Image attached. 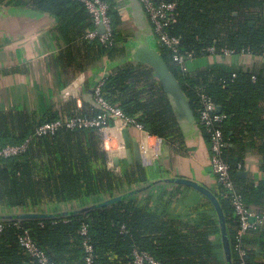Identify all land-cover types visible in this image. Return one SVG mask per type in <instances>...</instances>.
<instances>
[{
	"label": "trees",
	"instance_id": "obj_1",
	"mask_svg": "<svg viewBox=\"0 0 264 264\" xmlns=\"http://www.w3.org/2000/svg\"><path fill=\"white\" fill-rule=\"evenodd\" d=\"M13 1L55 16L60 29L71 32L70 39L80 36L87 48V58L86 53L83 58L88 62L102 55L113 60L127 55L130 35L122 30L120 13L108 0L114 35L110 44L84 37L92 18L80 0ZM173 1L177 10L170 30L182 36L184 47L195 57L211 55L208 49L213 46L219 55L233 49L255 57L233 69L215 66L184 73L174 63L171 50L158 43L191 103L196 122L200 91L208 93L217 109L227 115L219 123L226 140L224 158L232 166L231 176L246 203L264 214V179L248 181L237 168L238 163H244V152L251 145L261 156L264 172V0ZM79 48L73 42L61 54L71 56ZM103 80L102 95L109 103L141 123L149 134L166 140L176 154L188 153L185 132L150 65L123 60ZM74 114L51 111L46 117H38L26 109L0 110V146L30 138L24 152L0 160V211L55 212L47 207L69 201L87 205L119 194L124 183L136 182L139 174L145 173L141 165L124 167L120 177L108 167V153L96 128L61 127L34 135L41 123ZM198 125L209 144L210 134ZM159 187L162 189L154 194L147 191L127 196L85 213L22 221L0 219V264H39L20 243L24 229H29L34 241L56 264H87L86 239L94 248L92 264H133L136 248L161 264H226L220 223L210 200L199 192L195 199L190 194L193 190L184 185ZM210 188L225 213L233 264H240L236 246L239 218L230 193L220 184ZM84 224L88 229L85 235L81 232ZM252 232L259 239L260 250H250L246 260L264 264V222ZM245 242L250 244L248 238Z\"/></svg>",
	"mask_w": 264,
	"mask_h": 264
},
{
	"label": "crops",
	"instance_id": "obj_2",
	"mask_svg": "<svg viewBox=\"0 0 264 264\" xmlns=\"http://www.w3.org/2000/svg\"><path fill=\"white\" fill-rule=\"evenodd\" d=\"M108 1L118 9L122 30L130 35L127 43L155 41L158 44L156 37L153 39L151 22L137 0ZM138 9L143 13L141 23L137 22ZM70 37L71 32L62 31L55 16L17 4L13 0H0V110L26 109L33 111L38 117H46L51 111H58L59 114L83 112L92 116L98 113L94 114L96 110H100L94 87L112 67L123 62L127 55L116 60L102 55L88 62L86 44H82V38L78 36L72 40ZM73 42L81 47L78 53L74 52L71 56L61 54ZM130 43L127 54L131 48ZM85 53L86 58H83ZM253 59L255 57L251 54H211L196 57L189 63V71L215 66L233 69L248 64ZM127 127L130 141L135 138L140 140V164L127 158L122 134L125 126L113 123L100 132L102 147L108 153V167L120 177L124 167L134 169L141 165L145 169V173L139 174L138 181L124 183L119 194L154 179L171 176L190 177L209 188L218 184L209 164L210 145L203 139L200 129L185 133L188 153L183 155L176 154L163 138L142 132L134 126ZM115 157L119 159V165H116ZM261 161L256 147L248 146L244 152L242 169L247 174L243 177L253 182L264 179ZM161 189L159 186L153 187L148 194ZM192 190L190 194H194L197 199L198 192ZM78 206L80 203L69 201L57 206L49 205L47 209L60 211ZM247 238L251 250L258 252L260 243L257 235L250 232Z\"/></svg>",
	"mask_w": 264,
	"mask_h": 264
},
{
	"label": "built area",
	"instance_id": "obj_3",
	"mask_svg": "<svg viewBox=\"0 0 264 264\" xmlns=\"http://www.w3.org/2000/svg\"><path fill=\"white\" fill-rule=\"evenodd\" d=\"M88 9L91 18L92 26L87 27L84 33L86 39H98L102 43L110 44L114 41L112 20L109 15V3L107 0H80ZM146 12L153 33L160 45L168 47L172 52L173 61L182 72H189V63L196 57L192 51L184 47L182 36L175 35L170 28L175 20L177 2L173 0H138ZM103 26V32L99 31V27ZM212 54H216L215 47L208 49ZM242 51L241 54H245ZM225 55L237 54L233 49H226ZM235 75V73H234ZM104 80L101 79L94 87V95L96 102L100 107V111L92 116L83 112L75 113L68 118H58L49 120L38 125L34 131V135H45L56 131L61 127L67 128H96L100 132L104 131L113 123L120 126H134L142 132H148L143 125L135 119L128 117L123 110L109 103L102 95V86ZM198 122L206 128L210 134V157L209 164L212 172L216 176L217 183L224 186L230 193L235 213L239 218V227L237 229L236 241L237 249L240 256V264H251L246 260V255L251 250L249 244L245 240L248 234L260 227L264 222V214L258 212L253 206L248 205L244 200L242 193L236 187L231 176L232 166L224 158V150L226 140L223 130L219 127L226 119L227 115L218 111L217 105L213 99L205 91L199 93ZM30 138L19 144H5L0 146V160L13 155L24 152ZM240 170L243 169V164L240 162L237 165ZM3 225L0 223V229ZM87 224L82 227V234H87ZM20 243L27 252L36 258L39 264H56L49 259L46 252L34 241L29 229H24L20 235ZM86 250V262L92 264L94 248L93 245L86 239L84 241ZM133 264H161L150 253L134 249Z\"/></svg>",
	"mask_w": 264,
	"mask_h": 264
},
{
	"label": "water",
	"instance_id": "obj_4",
	"mask_svg": "<svg viewBox=\"0 0 264 264\" xmlns=\"http://www.w3.org/2000/svg\"><path fill=\"white\" fill-rule=\"evenodd\" d=\"M138 1V0H137ZM140 4V2L138 1ZM141 5V4H140ZM137 22L142 20V10L138 9ZM103 26L99 27V31L103 32ZM153 39L155 36L153 35ZM130 50L127 54V59H131L134 61H138L140 63L148 64L152 67L154 71V75L158 78L162 87L167 94L170 104L172 106L173 112L176 116V119L181 127V129L187 133L189 131H197L199 130V125L196 122L195 114L192 109L191 103L185 94L179 80L177 79L174 72L170 69L166 61L164 60L162 54L159 51L158 44L155 41L151 42H142V41H134L130 43ZM106 73L104 77L107 75ZM92 91V90H91ZM221 108L218 107V111ZM122 134L125 138V146H126V154L129 161H135L137 164H140L142 161V153H141V145L140 140L138 138L129 139V128L126 127L122 130ZM116 165H119V159L117 157L114 158ZM247 172L244 170L239 171L240 176H246ZM165 184H179L184 185L189 188H192L207 197L212 203L213 207L216 210L219 223H220V233L221 240L224 251V258L226 264H233L232 260V251H231V243L230 237L228 233L226 217L222 205L215 195V193L204 185L203 183L186 176H171V177H162L158 179H154L148 183L137 186L133 189L125 191L123 193L117 194L112 197H108L106 199L90 203L83 206H78L76 208L64 209L55 212H47V211H20V212H4L0 211V219H14L17 221L28 220V219H43L47 217H55L58 214L68 215L70 213H85L90 211L91 209L99 208L116 201L122 200L124 197L140 195L145 193L156 186H161Z\"/></svg>",
	"mask_w": 264,
	"mask_h": 264
}]
</instances>
